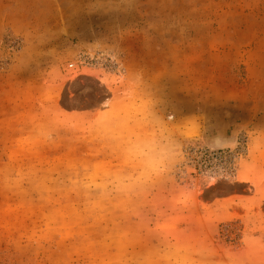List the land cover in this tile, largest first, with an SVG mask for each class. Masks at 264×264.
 <instances>
[{
    "label": "rangeland",
    "instance_id": "rangeland-1",
    "mask_svg": "<svg viewBox=\"0 0 264 264\" xmlns=\"http://www.w3.org/2000/svg\"><path fill=\"white\" fill-rule=\"evenodd\" d=\"M0 264H264V0H0Z\"/></svg>",
    "mask_w": 264,
    "mask_h": 264
},
{
    "label": "water",
    "instance_id": "water-1",
    "mask_svg": "<svg viewBox=\"0 0 264 264\" xmlns=\"http://www.w3.org/2000/svg\"><path fill=\"white\" fill-rule=\"evenodd\" d=\"M223 142L219 140V143L217 144L216 141H214L213 145L216 146V147H220V145L222 144Z\"/></svg>",
    "mask_w": 264,
    "mask_h": 264
}]
</instances>
